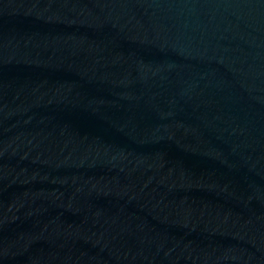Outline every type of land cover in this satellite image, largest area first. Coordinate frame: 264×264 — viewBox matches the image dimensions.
Returning a JSON list of instances; mask_svg holds the SVG:
<instances>
[{
    "label": "water",
    "instance_id": "obj_1",
    "mask_svg": "<svg viewBox=\"0 0 264 264\" xmlns=\"http://www.w3.org/2000/svg\"><path fill=\"white\" fill-rule=\"evenodd\" d=\"M0 264H264V0H0Z\"/></svg>",
    "mask_w": 264,
    "mask_h": 264
}]
</instances>
